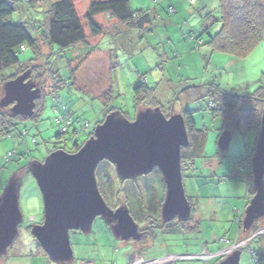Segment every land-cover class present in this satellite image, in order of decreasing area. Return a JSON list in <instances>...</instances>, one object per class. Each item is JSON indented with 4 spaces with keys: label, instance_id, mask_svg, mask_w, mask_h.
Instances as JSON below:
<instances>
[{
    "label": "rangeland",
    "instance_id": "obj_1",
    "mask_svg": "<svg viewBox=\"0 0 264 264\" xmlns=\"http://www.w3.org/2000/svg\"><path fill=\"white\" fill-rule=\"evenodd\" d=\"M57 1L61 0H42L29 9H25L19 2L20 10L14 12L8 21L28 23L31 18L40 20L43 12ZM70 1L82 19L89 2L105 0ZM128 1L134 11H154L156 17L149 31L126 30L109 16L102 15L95 19L106 31L102 36L93 38L87 25L82 23L86 43H78L58 53L56 47L51 49L39 41L41 47L37 57L28 47L26 52L19 54L21 62L28 61L31 64L29 67H36L38 77L35 82L44 88L45 110L35 126L30 120L16 122L17 127L11 130L12 136L8 138L2 136L0 123V194L10 177L19 170L23 171L19 192L23 224L6 254L0 256V264H55L41 252L36 241L24 228V225L40 224L43 213L38 187L29 172H24V168L32 160L43 161L48 153L63 147V143L56 140V119H64L68 110L78 116L80 127L84 131L81 130L76 136L82 146L93 136L96 126L104 119L101 111L104 109L102 102L107 100L106 95L114 112L123 115L128 121L134 120L141 107L134 89L143 84L153 89L164 114L168 115L170 110L179 113L180 108L189 110L196 129L207 133L202 150L205 157L193 161L194 170L183 178L184 192L192 207L187 226L192 229L196 225L197 229L172 236L160 234L151 244L153 234L151 232L150 235V230L143 226L149 228L146 223L149 221H157L153 224L154 227L162 224L158 214L164 200L165 186L160 172L154 168L149 174L132 180L110 179L103 171L108 168L110 176L115 177L114 167L102 161L95 169V178L104 202L110 208L114 200L117 206L125 204L135 223L142 227L140 232L147 239L145 244L140 245L134 241L116 239L105 221L97 217L89 233L73 230L69 232L73 254L70 264H141L149 262V259H156L159 264H173L171 260L174 256L194 254L197 257L189 260L175 257L179 260L175 263L217 264L216 260L204 263L207 256L211 257L210 254L198 253L202 247L210 252L213 249H224L228 244L223 240L233 243L238 233L240 223L235 220L241 222L251 199V179L238 173L234 161L246 148L250 149V154L254 149L257 133L231 132L228 149L221 151L217 142L224 123L220 117L212 116L208 104L212 97H217L221 92L243 96L245 100L242 107L252 106L251 95L257 87L264 85V39L246 57L237 58L214 52L201 44L206 43L219 30V24H202L200 14L206 11L216 18L218 13L214 10L217 4L215 0H194L192 3L190 0ZM169 6L173 7L170 12ZM30 33L39 38L35 31L31 30ZM50 68L51 73L48 70ZM11 72L13 69L7 71ZM54 72L63 78L61 83L59 78L54 77ZM186 87H196V92L188 90L190 92L187 94L192 97L190 99L185 94L188 91H182ZM1 88L0 84V97ZM0 112L7 113V110L2 109ZM68 120L67 116L66 122ZM24 129L29 131L28 137L15 136L17 131ZM61 131L65 130L62 128ZM33 135H36V143L32 140ZM10 154L12 155L8 160H5ZM189 165L186 162V166ZM234 172L237 174L232 177ZM105 180L110 191L107 193L103 189L107 195L99 188ZM254 226L258 230L253 233L251 229L249 235L241 239L244 246L240 250L239 264H255L251 261L249 250L261 253L264 250V237L256 238L249 244L251 239L264 232V220ZM256 233L259 234L252 237ZM222 259L218 258V262ZM259 264H264V259Z\"/></svg>",
    "mask_w": 264,
    "mask_h": 264
},
{
    "label": "water",
    "instance_id": "obj_2",
    "mask_svg": "<svg viewBox=\"0 0 264 264\" xmlns=\"http://www.w3.org/2000/svg\"><path fill=\"white\" fill-rule=\"evenodd\" d=\"M30 75L31 71L27 70L2 85L0 109L8 108L12 116L26 120L34 115L41 91ZM230 139L231 133L223 131L217 142L221 151L228 149ZM188 143L180 113L167 118L159 107H145L138 109L133 121L117 112L109 113L77 152L56 150L42 162L32 160L24 168L34 179L43 203L42 222L30 226L31 237L55 264L73 261L69 232L89 233L97 217L105 221L116 239L134 242L141 239L142 227L135 223L128 207L123 204L112 210L104 202L95 178V169L102 161L114 167L121 181L147 175L157 168L165 186L160 208L162 223L187 222L192 207L183 188L181 149ZM250 171L254 194L240 222L245 234L255 223L264 220V107ZM22 172L14 173L0 194V256L6 254L23 224L19 206ZM243 242L240 239L235 243L234 249L217 264H239Z\"/></svg>",
    "mask_w": 264,
    "mask_h": 264
},
{
    "label": "trees",
    "instance_id": "obj_3",
    "mask_svg": "<svg viewBox=\"0 0 264 264\" xmlns=\"http://www.w3.org/2000/svg\"><path fill=\"white\" fill-rule=\"evenodd\" d=\"M41 1L42 0H0L1 85L11 79L16 78L18 75L26 72L27 70L31 71L30 78L34 81L37 80L38 72L36 70V67H29L31 64L28 61L26 63L21 62L19 60V54L26 52V49L28 47L33 50L34 54L37 57L38 53H40L39 51L41 47V45H39V41L42 45H47L51 49L56 47L58 49V53H60L75 46L78 43H86L82 23L87 25L88 30L93 38L105 34L106 31L103 30L102 27L95 21V18L98 16H109L110 19L116 21L120 25H123L126 30H137L140 32L149 31L156 17L154 15V11H151L149 9H140L134 11L131 8L128 0H105L97 2L91 1L88 5L84 18L80 19L73 3L70 0H61L52 3L48 10L46 12H43L42 18L40 20H34L31 18L28 23H24L21 21H8V19L13 15L14 12L20 10L19 2L22 3V6H25V9H29L36 6ZM215 1L217 4L214 10L218 13L217 17L215 18L210 12L205 11L203 14H200V18L201 23L204 25L208 23L219 24V30L214 35L210 36L206 43H202L201 45L207 46L214 52L233 55L237 58L246 57L264 39V0ZM25 2L27 3L25 4ZM171 10H173V7L169 6L168 11L170 12ZM31 30L35 31L36 36H39V38H35L34 35H31ZM11 69H13V72L7 73V71ZM51 69L52 68L48 69L49 73H51ZM53 75H55V78H59L61 80L60 83L63 81V78H60L57 73L54 72ZM56 82L59 81L57 80ZM39 88L40 90H42L43 86L42 88L39 86ZM195 88L196 87H186L185 89L183 88L182 91L185 92L188 90H192L191 92H196ZM43 90L41 92L42 100H40L41 97L39 99L40 105L38 106L39 100H37L35 102L34 115L30 119H27L30 120L34 126L38 123L39 116L45 110L46 96H43ZM134 91L136 93V99L141 105L140 108H161L160 103L156 101L153 89H150L143 84L137 86ZM190 91L185 93L189 99L192 98L189 96V94H187ZM108 92H111V90H108ZM199 95L200 94H197V96ZM215 98L216 100L214 101ZM215 98L212 97V99L210 100L208 104V110L211 112L213 117H220L223 120L224 126L222 132L228 131L230 133H245L253 131L258 134L260 128L261 111L264 107V85H260L259 87H257L256 91L251 95L250 101L252 103V106L250 108L242 107V102L243 100H245L243 96L220 92ZM105 99L107 100L102 102V107L104 109L101 111L104 115V118L109 113L114 112L113 108H110L109 106L110 99L107 98V95ZM1 110L2 109H0V111ZM4 110H7V113L0 112V123L3 131L2 136L8 138L12 136L11 130L17 127L16 122L24 121L26 119L20 116H12L9 113V109ZM179 113L184 118L189 141L188 146L181 149V173L182 177L184 178L185 175H189L190 172L194 170L193 161H195L197 158L205 157L202 150L206 142L207 133L205 130L203 131L196 129L195 123L192 119L191 111L180 108ZM67 116L69 117L70 121L69 124L65 125ZM63 118L64 119L61 120L56 119L55 121L58 128L56 140H60L63 143V147L60 149L66 148L68 150H71L72 152H76L77 149H79V143H81L76 135L79 134L81 130L84 131V129L80 127L78 116H75L74 113L70 112L69 110L66 112ZM62 128L65 131L60 132ZM15 136L26 138L29 136V131H27L26 129L21 132L17 131V134ZM66 136L68 137L66 138ZM35 138L36 135H33L32 140L36 143ZM248 149L249 148H246L245 152L234 161V164L237 166L238 173L245 174L247 178H250L252 181L250 161L253 155V150L250 151L249 154ZM11 155L12 154L7 155L5 157V160H8ZM186 162H189V167L186 166ZM103 173H105L106 176L110 179L119 180L117 176H110L108 168H106ZM236 174L237 173L234 172L231 176L235 177ZM99 188L103 191L104 195L107 194L103 189H105L107 193H110L106 180L105 182H102ZM249 191L250 196L252 197L254 194L252 183ZM235 221H237V223H240L238 219H236ZM146 223L149 224V228H147V226L145 225L146 229L150 230L149 234L151 235V232L153 234V236L151 235V244L158 238L160 234L162 236H172L177 234H184L185 231H192L197 229L196 225L195 228H189L187 226L189 222L177 221L176 223L172 222L161 224L159 227H154L152 225V228L150 225L156 223L155 221H153L152 223H150V221ZM28 225H24V228L25 230H28L29 233L30 226ZM20 228L21 227H19V229ZM252 229L253 233L258 230L255 226ZM249 233H243L239 224L236 240L247 237ZM259 237H264V232L260 236L251 239V241H249V244L253 242L254 239ZM145 239H147V237L143 235L137 243L139 245L145 244ZM234 241L233 243H231L229 240H223V242L228 244V247L234 245L236 243ZM38 247L41 252L45 254L39 245ZM249 253L251 256V261L253 263L258 264L261 261V252L249 250ZM223 257L224 256H222L221 258ZM149 260L154 261L156 259ZM216 263H218V259H216Z\"/></svg>",
    "mask_w": 264,
    "mask_h": 264
},
{
    "label": "crops",
    "instance_id": "obj_4",
    "mask_svg": "<svg viewBox=\"0 0 264 264\" xmlns=\"http://www.w3.org/2000/svg\"><path fill=\"white\" fill-rule=\"evenodd\" d=\"M91 1V0H90ZM90 3V2H89ZM88 3V4H89ZM200 6H201V4H200ZM97 18V17H96ZM95 18V19H96ZM264 227V226H263ZM236 237H237V235L234 237V242H236V241H238V240H236ZM232 246V245H231ZM229 247L227 246V247H225L224 249H221V250H212L211 252L209 251V250H207L206 248H203L202 247V250H201V252H199L198 254H210V256L211 257H208L207 256V258L205 259V261H204V263H206V262H209V263H211L213 260H216V259H218V258H221L222 256H217L218 255V253H220V252H222V251H224V250H226V249H228ZM209 249V248H208ZM211 250V249H210ZM192 257H195L196 258V255L194 254V255H191ZM187 257V256H186ZM224 258V257H223ZM143 259V258H142ZM192 259V258H191ZM261 260L262 259H264V250L262 251V256H261V258H260ZM179 260H183V259H179ZM179 260H176V261H172V263L173 264H176L175 262H177V261H179ZM184 260H189V258L187 257L186 259H184ZM166 262H164L163 264H165ZM87 264H92L91 262H88ZM259 264V263H258Z\"/></svg>",
    "mask_w": 264,
    "mask_h": 264
},
{
    "label": "built area",
    "instance_id": "obj_5",
    "mask_svg": "<svg viewBox=\"0 0 264 264\" xmlns=\"http://www.w3.org/2000/svg\"><path fill=\"white\" fill-rule=\"evenodd\" d=\"M194 0H190V3H192ZM172 11V10H171ZM69 121L70 120H68V122H66L65 123V125L66 124H69ZM62 132V131H61ZM234 246H235V244L234 245H232V246H229V248L228 249H226V250H224V251H222V252H220V253H218V255L217 256H225L226 254H228L229 253V251H232L233 249H234ZM176 256H174V259L172 258V260L171 261H176V258H179V259H184V258H186V256H181V257H176ZM188 257V256H187ZM189 258H193L192 256H189ZM155 261H156V263L157 262H159L158 260H154V263H152L151 261H149V262H142L141 264H156L155 263Z\"/></svg>",
    "mask_w": 264,
    "mask_h": 264
},
{
    "label": "flooded vegetation",
    "instance_id": "obj_6",
    "mask_svg": "<svg viewBox=\"0 0 264 264\" xmlns=\"http://www.w3.org/2000/svg\"><path fill=\"white\" fill-rule=\"evenodd\" d=\"M38 85H39V84H38ZM171 112H172V111H170V114L173 113V112H172V113H171ZM170 114H168V115L165 114V117L168 118V117L170 116ZM80 146H81V145H80ZM80 146H79V148H80ZM58 150L65 151L66 153H69V154H73V153H75V151L72 152L71 150H68V149H66V148L58 149ZM77 151H78V149H77ZM77 151H76V152H77ZM41 162H42V161H41ZM109 164H110V163H109ZM110 166L112 167L111 164H110ZM112 169H113V168H112ZM117 207H119V206H117V204H114V203H113L111 209H112V210H115ZM160 208H161V207H160ZM191 211H192V210H191ZM158 216H159V221H161V218H160V211H159ZM41 222H42V221H41ZM41 222H40V224H41ZM156 222H157V221H156ZM172 222H173V223H176L177 220H173ZM172 222H170V223H172ZM162 224H163V223H162ZM152 225H153V224L150 225L151 228L153 227ZM28 226H29V225H28ZM143 227H145V226H143ZM145 228H146V227H145ZM142 236H143V233H142ZM142 236H141V237H142ZM130 241H131V240H130ZM134 243H136L137 245H139L137 242H134ZM141 249H142V248H141ZM241 249H243V247H242Z\"/></svg>",
    "mask_w": 264,
    "mask_h": 264
}]
</instances>
